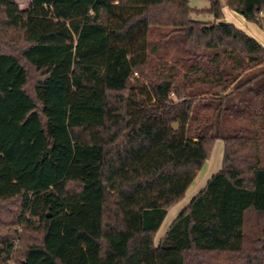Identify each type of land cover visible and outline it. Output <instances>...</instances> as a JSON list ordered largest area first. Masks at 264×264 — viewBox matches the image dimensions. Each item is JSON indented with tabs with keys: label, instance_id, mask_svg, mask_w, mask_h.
<instances>
[{
	"label": "trees",
	"instance_id": "trees-1",
	"mask_svg": "<svg viewBox=\"0 0 264 264\" xmlns=\"http://www.w3.org/2000/svg\"><path fill=\"white\" fill-rule=\"evenodd\" d=\"M20 1L0 0V264L17 243L25 264H264V46L219 0L211 24L191 0ZM225 1L264 28V0Z\"/></svg>",
	"mask_w": 264,
	"mask_h": 264
},
{
	"label": "rangeland",
	"instance_id": "rangeland-1",
	"mask_svg": "<svg viewBox=\"0 0 264 264\" xmlns=\"http://www.w3.org/2000/svg\"><path fill=\"white\" fill-rule=\"evenodd\" d=\"M28 0H22L20 1V5L25 7L28 5ZM221 7H222V11L224 14V19L222 21H220L221 23H228V24H233L236 27H238L239 29L244 30L245 32H247L250 36H252L253 38H255L256 40L262 42V44H264V28H261L260 26H258V24L255 23H246L245 20L242 18V16L236 14L235 12H233L232 10H230L227 5H226V1L225 0H219ZM191 6L193 8H196L198 10H206L205 12H202L200 14H193L192 18L194 20L197 21H201V22H205V23H213L215 21L214 19V15L210 12H207V9H209L211 7V2L210 0H191ZM137 77H140L139 75H136ZM22 105V102H19L17 100H15V106L17 109L16 115L11 116L10 118V122L14 121L16 122L20 116L21 113L24 111V108ZM179 127V125H178ZM35 127L32 126L31 128H29L28 130V135L33 137L34 140L31 143V147L29 148V152L33 153L36 148H37V140L35 137ZM12 130L11 125L7 126L5 128V131L7 132V134H9V131ZM216 150H214V157H218L219 155V150L217 148H215ZM207 175V174H206ZM205 175V176H206ZM202 174H199V177L197 178L195 185L197 184V182L199 180H202L205 178V176H202ZM207 177V176H206ZM208 178V177H207ZM194 187L189 191V193L187 194L186 198L181 201L178 205H176L173 209H171L167 215V218L165 219L158 235L157 238L159 236H162L164 234V232L167 230V228L170 226V224H172L174 222V220L179 216V214L182 212V210L184 209V206L186 205V203L194 197ZM252 220H250V225H248V232H251V225ZM22 231V229H21ZM18 245V250L16 252V257L17 259L20 261L22 259L19 258V253L23 250V247H21L18 243L16 244ZM158 245V243H157Z\"/></svg>",
	"mask_w": 264,
	"mask_h": 264
},
{
	"label": "crops",
	"instance_id": "crops-1",
	"mask_svg": "<svg viewBox=\"0 0 264 264\" xmlns=\"http://www.w3.org/2000/svg\"><path fill=\"white\" fill-rule=\"evenodd\" d=\"M237 14V13H236ZM243 18V17H242ZM244 19V18H243ZM245 20V19H244ZM245 22L246 23H248L246 20H245ZM259 26V25H258ZM262 28V27H261ZM260 42V41H259ZM261 44H262V42H260ZM263 46H264V44H262ZM215 148H217L218 150H219V155H218V157L216 158V157H214V151H213V154H212V156H211V159L209 160V161H207V163L205 164V166L203 167V169H202V171H201V174H202V176H205L206 174V176L208 177H206L205 176V178L204 179H202V180H199L198 182H197V184L195 185H193L192 187H191V189L194 187V190H195V193H194V197L196 196V195H198L205 187H206V185H207V183L209 182V180L215 175V174H217L221 169H222V164H223V157H224V143L222 142V141H218L217 143H216V145H215ZM214 148V150H216ZM201 176V177H202ZM190 189V190H191ZM189 190V191H190ZM189 193V192H188ZM187 193V194H188ZM193 197V198H194ZM192 198V199H193ZM191 199V200H192ZM191 200H190V202H191ZM189 201L186 203V205L184 206V208L186 207V206H188V204L190 203ZM183 211V210H182ZM180 215V214H179ZM179 217V216H178ZM177 217V218H178ZM176 218V219H177ZM175 219V220H176ZM174 220V221H175ZM174 223V222H173ZM172 223V224H173ZM172 224H170V226L167 228V230L164 232V234L162 235V236H159L158 238H157V236H156V239H155V242H156V244L158 243L159 244V242H160V240L166 235V233L168 232V230H169V228L171 227V225ZM160 231V230H159ZM159 233V232H158ZM158 235V234H157Z\"/></svg>",
	"mask_w": 264,
	"mask_h": 264
},
{
	"label": "built area",
	"instance_id": "built-area-1",
	"mask_svg": "<svg viewBox=\"0 0 264 264\" xmlns=\"http://www.w3.org/2000/svg\"><path fill=\"white\" fill-rule=\"evenodd\" d=\"M261 16L264 17V11L261 12ZM17 250H18V245H16V248L10 257V264H25L24 259H22L20 261L17 259V257H16Z\"/></svg>",
	"mask_w": 264,
	"mask_h": 264
},
{
	"label": "water",
	"instance_id": "water-1",
	"mask_svg": "<svg viewBox=\"0 0 264 264\" xmlns=\"http://www.w3.org/2000/svg\"><path fill=\"white\" fill-rule=\"evenodd\" d=\"M173 128H174L175 130H177V129H178V124H177V123H174V124H173Z\"/></svg>",
	"mask_w": 264,
	"mask_h": 264
}]
</instances>
